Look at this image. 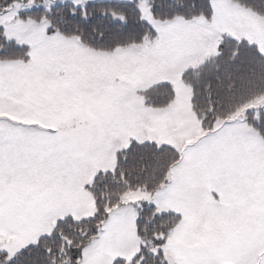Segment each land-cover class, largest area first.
<instances>
[{
	"label": "snow or ice",
	"instance_id": "obj_1",
	"mask_svg": "<svg viewBox=\"0 0 264 264\" xmlns=\"http://www.w3.org/2000/svg\"><path fill=\"white\" fill-rule=\"evenodd\" d=\"M0 264H264V0H0Z\"/></svg>",
	"mask_w": 264,
	"mask_h": 264
}]
</instances>
